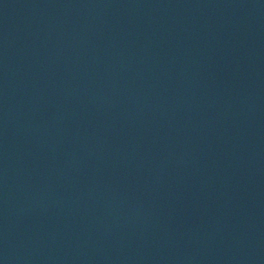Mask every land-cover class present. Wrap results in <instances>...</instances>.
I'll use <instances>...</instances> for the list:
<instances>
[{
	"label": "water",
	"instance_id": "obj_1",
	"mask_svg": "<svg viewBox=\"0 0 264 264\" xmlns=\"http://www.w3.org/2000/svg\"><path fill=\"white\" fill-rule=\"evenodd\" d=\"M0 264H264V0H0Z\"/></svg>",
	"mask_w": 264,
	"mask_h": 264
}]
</instances>
